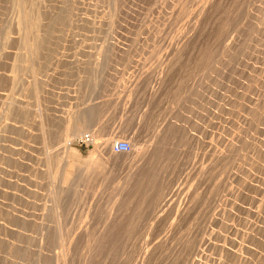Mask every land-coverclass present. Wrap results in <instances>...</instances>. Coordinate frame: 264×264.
Returning a JSON list of instances; mask_svg holds the SVG:
<instances>
[{
	"label": "rangeland",
	"instance_id": "rangeland-1",
	"mask_svg": "<svg viewBox=\"0 0 264 264\" xmlns=\"http://www.w3.org/2000/svg\"><path fill=\"white\" fill-rule=\"evenodd\" d=\"M0 264H264V0H0Z\"/></svg>",
	"mask_w": 264,
	"mask_h": 264
},
{
	"label": "bare ground",
	"instance_id": "bare-ground-1",
	"mask_svg": "<svg viewBox=\"0 0 264 264\" xmlns=\"http://www.w3.org/2000/svg\"><path fill=\"white\" fill-rule=\"evenodd\" d=\"M25 3H26V2H25ZM20 4H21V3H20ZM27 5H28V4H27ZM21 6H22V5H21ZM25 6H26V4H25ZM26 7H27V6H26ZM26 7H25V8H26ZM36 8H37V7H36ZM20 11H21V9H20ZM26 12H27V8H26ZM28 13H29V12H28ZM24 14H25V12H24ZM26 15H27V14H25L24 16L26 17ZM28 15H29V14H28ZM27 18H28V17H27ZM24 20H26V19H24ZM28 20H29V19H28ZM33 22H35V19L33 20ZM26 24H27V23H26ZM28 25H30V24H28ZM33 25H34V24H33ZM30 26H31V25H30ZM83 123H84V122H83ZM83 123H81V124L79 123L78 126H76V130H75V131H76V132H75L76 134L79 135V133H81V131H82L83 127H84V126H83ZM74 129H75V128H74ZM80 136H81V134H80ZM132 140H133V139H132ZM114 141H115V140H112V141L109 140V141H107V142L105 143V145L103 144V145H104L103 150H104L105 152H110L112 156H121V155H124V154H116V153H115V151H114V144H115ZM130 143H131V141H130ZM101 145H102V144H101ZM101 145H100V146H101ZM131 146H132V145H131ZM152 146H153V145H152ZM150 148H151V147H150ZM67 151H68V150H67ZM132 151H133V148H132ZM132 151H131V152H132ZM152 151H153V150H151V149H149V148L146 149V150H145V155H144V156L147 158V156H148ZM70 152H71V151H70ZM131 152H130V153H131ZM130 153H127V154H130ZM111 155H110V156H111ZM112 156H111V158H112ZM129 157H130V156H129ZM119 160H120V159H119ZM149 160H150V159H149ZM151 160H152V159H151ZM127 161H128V160H127V158H126V160H124V162L127 163ZM94 163H95V162H94ZM124 164H125V163H124ZM90 165H91V164H90ZM103 167H104V164H103V163H97V164H95V165H92L90 168L88 167V168H89L88 170H89V171H91V170H94V171L99 170V171H100L101 169H103ZM69 178H70V174H68V173L65 174V176H64V181H67ZM69 181H70V180H69ZM67 182H68V181H67ZM63 183H64V182H63ZM65 183H66V182H65Z\"/></svg>",
	"mask_w": 264,
	"mask_h": 264
},
{
	"label": "built area",
	"instance_id": "built-area-1",
	"mask_svg": "<svg viewBox=\"0 0 264 264\" xmlns=\"http://www.w3.org/2000/svg\"><path fill=\"white\" fill-rule=\"evenodd\" d=\"M114 151L116 154H127L132 151V146L129 141L119 140L114 144Z\"/></svg>",
	"mask_w": 264,
	"mask_h": 264
}]
</instances>
